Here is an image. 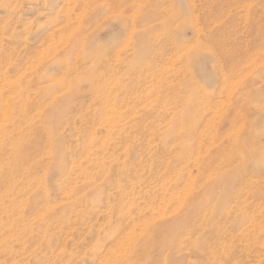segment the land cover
<instances>
[{
  "label": "rangeland",
  "instance_id": "obj_1",
  "mask_svg": "<svg viewBox=\"0 0 264 264\" xmlns=\"http://www.w3.org/2000/svg\"><path fill=\"white\" fill-rule=\"evenodd\" d=\"M0 264H264V0H0Z\"/></svg>",
  "mask_w": 264,
  "mask_h": 264
},
{
  "label": "bare ground",
  "instance_id": "obj_2",
  "mask_svg": "<svg viewBox=\"0 0 264 264\" xmlns=\"http://www.w3.org/2000/svg\"><path fill=\"white\" fill-rule=\"evenodd\" d=\"M3 86V85H2ZM7 107V106H6ZM108 128V127H107Z\"/></svg>",
  "mask_w": 264,
  "mask_h": 264
}]
</instances>
